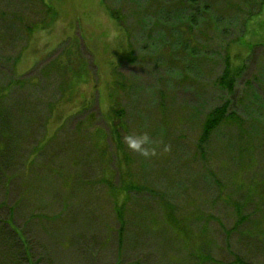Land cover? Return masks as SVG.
<instances>
[{"label": "rangeland", "instance_id": "obj_1", "mask_svg": "<svg viewBox=\"0 0 264 264\" xmlns=\"http://www.w3.org/2000/svg\"><path fill=\"white\" fill-rule=\"evenodd\" d=\"M178 1L0 0V264H264V0Z\"/></svg>", "mask_w": 264, "mask_h": 264}, {"label": "trees", "instance_id": "obj_2", "mask_svg": "<svg viewBox=\"0 0 264 264\" xmlns=\"http://www.w3.org/2000/svg\"><path fill=\"white\" fill-rule=\"evenodd\" d=\"M187 2V4H186ZM190 2H196V0H179L177 3V6H175V9L177 8L178 11H176L175 9H173L171 7V9H167V11L173 12L172 14L176 17L179 18V20L174 21L170 24V29H168L170 32L173 31H179V34L177 32V38L175 37L174 40H178L179 42L181 41L183 44H192V34L189 31V27L196 24V16H186L184 14V10H186V5H188V3ZM261 7V6H260ZM260 7L258 8L257 12L260 11ZM157 8L159 10H161L163 7V5H158ZM204 8V18L201 19V21L204 23L208 22L209 17H208V9H206L207 7L203 6ZM181 12L179 15L178 13ZM112 18L118 23V25H120V27H123V22L121 20V18H119L118 14L121 15L120 12L116 11V12H110ZM117 13V14H116ZM158 16V15H157ZM158 19V17H157ZM159 20V19H158ZM157 21V20H156ZM154 23V22H153ZM199 25V24H198ZM174 35V34H172ZM172 40V39H171ZM227 64L228 61H225V65L226 67L224 68V70L222 71V73L218 76L216 83L218 85V88L221 92L225 93L226 95L221 97V102L219 103V105L215 106L208 114V116L205 118V120L201 122L200 125V136H199V145L203 147L206 145L207 140L209 138L210 135H212V133H216L217 131L220 130V126L221 123L227 124V125H234L235 129L234 132L236 134L237 137L239 138H244V137H248V139L250 141H254L253 138H255V135H257V132H253L251 130V123H246L249 126H246L247 128V133L245 132L244 128L239 124L240 122L237 121L238 117H240V115L238 114V112L233 108L236 105L239 104H243V102L245 101H249V96L248 99L244 96L238 98L236 100L235 98V87H236V80L240 77L241 75V70H238L237 73H230V70L227 69ZM17 85V84H16ZM30 86V85H29ZM249 117V116H248ZM235 119V120H234ZM258 119V118H257ZM236 121V123H235ZM242 123V122H241ZM3 137L2 141H0V153L2 151H4V147L7 148V144L10 143L7 140H4L6 135L4 134V131L1 135ZM245 139V138H244ZM9 145V144H8ZM8 149V148H7ZM239 151L241 152H245V151H249L248 150H243V149H239ZM252 185V183H251ZM238 210V209H237ZM238 213H240L239 211H237ZM243 218V216H241ZM241 220V219H240ZM238 264H245L244 262L242 263V261H237Z\"/></svg>", "mask_w": 264, "mask_h": 264}]
</instances>
